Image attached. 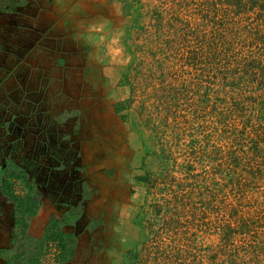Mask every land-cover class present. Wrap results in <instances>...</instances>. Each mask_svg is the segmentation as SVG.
<instances>
[{
  "label": "rangeland",
  "instance_id": "obj_1",
  "mask_svg": "<svg viewBox=\"0 0 264 264\" xmlns=\"http://www.w3.org/2000/svg\"><path fill=\"white\" fill-rule=\"evenodd\" d=\"M110 1L123 18L86 45L81 109L58 116L74 117L75 194L41 192L30 232L76 208L66 264H264V0Z\"/></svg>",
  "mask_w": 264,
  "mask_h": 264
},
{
  "label": "crops",
  "instance_id": "obj_2",
  "mask_svg": "<svg viewBox=\"0 0 264 264\" xmlns=\"http://www.w3.org/2000/svg\"><path fill=\"white\" fill-rule=\"evenodd\" d=\"M120 8L110 0H23L9 11H0V154L29 159L31 166L14 160L26 169L35 164L46 175L40 183L35 179L37 186L52 199L74 195L76 182L71 181L79 176L67 164L79 145L77 137L72 142L70 137L74 117L58 116L81 109L84 49L90 45L97 51L103 41L109 44L112 22L123 18ZM102 31L105 37L99 34ZM93 82L102 89L101 76ZM44 151L46 156L41 154ZM81 159L74 158L73 163ZM54 165L62 168H49ZM0 198L5 201L1 194ZM9 213L5 207L0 218V244L9 237ZM42 216L33 222L36 231L42 229ZM83 242L82 238L79 244Z\"/></svg>",
  "mask_w": 264,
  "mask_h": 264
},
{
  "label": "trees",
  "instance_id": "obj_3",
  "mask_svg": "<svg viewBox=\"0 0 264 264\" xmlns=\"http://www.w3.org/2000/svg\"><path fill=\"white\" fill-rule=\"evenodd\" d=\"M22 1L0 0V11H9ZM0 194L13 207L12 243L0 248L5 264H42L51 247L54 264H66L72 259L76 237L66 226L80 214V209L71 208L59 216L50 214L42 235L32 234L30 221L41 205L42 193L35 177L11 158L0 166Z\"/></svg>",
  "mask_w": 264,
  "mask_h": 264
},
{
  "label": "flooded vegetation",
  "instance_id": "obj_4",
  "mask_svg": "<svg viewBox=\"0 0 264 264\" xmlns=\"http://www.w3.org/2000/svg\"><path fill=\"white\" fill-rule=\"evenodd\" d=\"M10 204V203H9ZM12 205V204H11ZM39 210V209H38ZM38 212V211H37ZM72 232V231H71ZM75 235V234H74ZM76 237V236H75ZM75 247H76V243H75ZM74 253H75V249H74ZM1 257V256H0Z\"/></svg>",
  "mask_w": 264,
  "mask_h": 264
}]
</instances>
